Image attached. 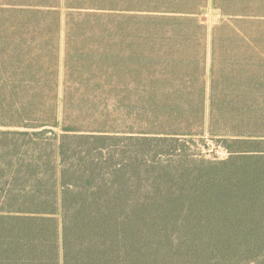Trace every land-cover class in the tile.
Masks as SVG:
<instances>
[{
  "label": "trees",
  "instance_id": "trees-1",
  "mask_svg": "<svg viewBox=\"0 0 264 264\" xmlns=\"http://www.w3.org/2000/svg\"><path fill=\"white\" fill-rule=\"evenodd\" d=\"M205 3L0 0L21 15L63 9L79 37L130 41L119 60L94 41L100 56L65 61L84 95L123 89L120 121L68 102L59 123L54 105L0 99V264H264V113L247 104L264 88V27H244L264 25V0H212L227 19L216 40L238 48L221 62L214 38L208 97L188 31ZM205 134L225 159L196 150Z\"/></svg>",
  "mask_w": 264,
  "mask_h": 264
},
{
  "label": "rangeland",
  "instance_id": "rangeland-1",
  "mask_svg": "<svg viewBox=\"0 0 264 264\" xmlns=\"http://www.w3.org/2000/svg\"><path fill=\"white\" fill-rule=\"evenodd\" d=\"M67 12L60 10L59 15H50L49 17L34 14L13 13L0 9V99L18 103H37L55 106L57 108V120L60 123L62 115V105L64 103L85 104L98 108L107 117L110 115L115 119H121V113L118 110L121 100L124 97L122 88L109 86L106 94L97 95L93 99L90 95H84L81 86L69 82L65 69V61L70 58H95L101 55L97 52L98 43H105L108 50V57L121 59L124 56V49L128 39L119 37L108 39L99 36L79 37L77 31L73 33L70 26H67ZM193 19L197 20L193 28H189V33H197L200 41L195 50L202 56V62L205 65L206 77L205 86L207 97L209 95L210 64L212 62V48L214 38L218 30L227 20L221 17L220 12L212 5V0H206L205 7L198 11V15ZM245 32L260 30L264 25H244ZM110 27H108V30ZM221 39L223 33L219 30ZM219 37V38H220ZM218 38V37H217ZM184 49H192V43L178 42ZM170 45L167 51L179 52L176 43ZM236 47L230 43L215 41L214 55L223 62L222 58H227L224 49ZM160 48H163L160 46ZM238 48V47H236ZM164 49V48H163ZM162 50V49H161ZM221 50V51H220ZM237 50V49H233ZM241 52H239L240 54ZM161 54V53H160ZM165 61H171L175 58L162 57ZM116 88V89H115ZM70 95L66 96L65 93ZM90 93V91H88ZM128 93H134L128 90ZM127 94V93H126ZM134 95V94H132ZM250 99L247 104L250 110L258 113H264V88L262 90H252L248 92ZM114 106V107H113ZM209 115L208 102L206 101V119ZM196 140V150L206 159L222 160L228 156V153L218 142L209 138L205 134L202 140Z\"/></svg>",
  "mask_w": 264,
  "mask_h": 264
}]
</instances>
